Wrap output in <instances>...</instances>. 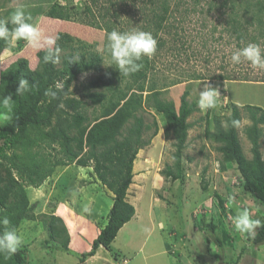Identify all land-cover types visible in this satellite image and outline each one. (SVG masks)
Segmentation results:
<instances>
[{"label":"rangeland","instance_id":"rangeland-1","mask_svg":"<svg viewBox=\"0 0 264 264\" xmlns=\"http://www.w3.org/2000/svg\"><path fill=\"white\" fill-rule=\"evenodd\" d=\"M88 1L58 0V3L69 9V22L41 15L36 17L34 23L38 24L44 37L59 36L57 42L64 45L61 54L97 53L103 56L105 70H113V66H107L110 58L104 54V45L94 46L98 43L92 39L98 30L83 24L87 21L85 10ZM249 1L237 0V9L241 8L239 21L257 42L242 43L241 47L256 43L264 50V37L259 38L262 28L256 21L255 25L251 24L256 9L252 5L248 8ZM256 1L252 3L255 5ZM42 2L0 0V18L8 19L18 7L32 14L35 5ZM172 2L174 7L181 4L178 9H174L171 21L179 29L172 26L170 34L168 31L161 33L167 39V46L160 59L156 60L154 74L159 84L178 79L183 82L165 90L163 98L177 101L184 92L189 91L188 100L197 104L199 91L207 83L219 91L217 107L206 111L199 109L188 119L191 128L182 151V174L176 179L174 177L178 176V171L174 166V155L177 141L172 134L166 137L168 125L162 114L154 109L143 113L145 122L153 124L156 121L159 130L150 144L139 150L134 161V178L128 201L135 206L136 214L120 230L109 250L100 247L85 264H264V244L254 246L248 241L247 235L237 233L231 224V217L238 207H247L253 218L264 219V205L245 190L236 162L226 164V170H222L223 155L218 150L220 144L206 137L207 130L215 132V117L224 118L231 113L228 108L230 103L243 102L245 105L241 107H245L249 106L246 104L257 102L264 107V85L249 83L262 82L264 69L253 68L250 62L243 59L240 64L232 63V53L241 47L237 44L239 41L235 34L225 30L232 29L233 23L229 24L230 12L220 5L221 1ZM214 2L217 6L213 5ZM108 4L109 0H98V8L95 9ZM210 5L214 10L209 11ZM130 7L133 13L136 12L132 3H129ZM122 16L121 19L127 20L129 14ZM176 32L179 40L182 38L185 41L184 50H177L173 44ZM103 35L106 38V34ZM178 45H181L180 41ZM6 49L0 58V80L1 73L21 58L28 59L32 67L34 55L39 51L27 47L24 40L11 41ZM221 74L233 75V80H217ZM246 74L260 81H245L241 77ZM191 76H200L202 79L194 80ZM97 79L98 75L93 72L81 74L72 86V97L86 98L89 84ZM128 79L125 78V81L133 84ZM145 88L147 90V86ZM87 112L89 117L94 116V110L88 109ZM242 115L238 134L243 152L251 160L253 146L247 128L253 123L249 111L242 109ZM222 124L226 126V122ZM259 128L262 131L260 149L264 159V125ZM153 131L154 128L146 132L144 139H149ZM29 132L30 137L35 138L34 130L30 129ZM38 150L46 157L48 169L59 160L65 161L57 145L43 143ZM13 151L22 153L20 147ZM22 184L28 200L27 213L36 219L24 218L17 224L13 220L12 226L23 238L20 249L24 250L28 264H80L81 256L91 250L98 231L107 223L113 205V193L98 180L92 168L74 164L56 165L52 174L39 187L31 186L28 181ZM229 196L233 197L231 206L228 204ZM15 200L13 198L9 203ZM85 205L90 207V215L82 212ZM53 214L70 219L68 226L73 240L67 249L51 239L45 228L47 216ZM14 215L16 219L17 214ZM72 215H81L83 220L92 225L81 228L75 219L71 221ZM210 223L217 227L215 232L210 230Z\"/></svg>","mask_w":264,"mask_h":264},{"label":"trees","instance_id":"trees-1","mask_svg":"<svg viewBox=\"0 0 264 264\" xmlns=\"http://www.w3.org/2000/svg\"><path fill=\"white\" fill-rule=\"evenodd\" d=\"M220 1L222 3L220 5L230 12L229 24L233 23L232 29L225 30L235 34L239 41L238 46L241 47L242 43L257 42L248 28H244L239 21L241 8L237 9V0ZM252 1L254 0L248 2V8L252 5L256 11L253 13L251 24L255 25V21L258 23L262 28L259 38H263L264 0H257L255 5ZM43 2L38 3L40 4L38 6L34 4L31 22L34 23L36 17L41 15L58 21H71L69 9L58 3V0ZM129 3L135 6L136 12H132ZM213 5L217 6V3L214 2ZM179 6L181 4L174 7L172 0H109L108 5H100L96 10L98 0L88 1L85 10L87 21L83 24L98 30V33L93 35L92 40L98 43L94 46L105 45L106 38L103 34L107 35L113 29L124 32L138 28L151 32L157 40L155 54L151 59L143 57L140 61L143 64L142 69L129 77L121 76L114 66L113 70L106 71L103 56L97 53L79 54L76 63H70V60L77 56L73 52L60 53L59 63L44 64V50H39L34 55L32 67L28 59L21 58L1 73L0 98L12 94L15 104L13 119L0 123V215H7L11 225L13 220L15 224L24 218L35 220L34 215L27 213L28 200L22 182L28 181L31 186L39 187L52 174L56 165L74 164L83 168L90 167L98 180L113 193V205L107 223L98 231L91 250L81 256L80 264H85L89 257L96 255L100 247L109 250L120 230L136 214L135 206L128 201L129 189L134 178V161L139 150L148 146L159 130L156 121L153 124L145 122L143 113L146 110L154 109L165 118L168 125L166 137L172 134L177 141L174 166L178 176L174 178H179L182 174V151L191 128L188 119L199 108L195 102L188 100L189 91L184 92L177 101L164 99L163 95L167 89L180 84L183 80L159 84L154 74L157 69L156 60L160 59L167 46V39L162 37L161 33L168 31L170 34L172 26L179 29L177 25L171 23L173 11ZM211 6L209 11L214 10ZM193 11L196 12V9ZM126 13L129 14L127 20L121 19L122 14ZM176 35L173 39L175 48L184 50L185 41L181 40L182 38L179 40L177 32ZM179 41L181 45H178ZM8 43L0 40V58ZM57 44L62 51L64 45L60 42ZM89 72L97 74L98 79L89 84V91L85 95L87 99L72 97L71 89L74 82L81 74ZM20 77L27 79L29 85L34 87L23 96H16ZM115 77L117 81L114 82ZM233 77L221 74L217 80H233ZM125 78H129L133 84L126 82ZM191 78L202 79L200 76ZM241 78L245 81H260L258 78H251L249 74ZM57 83L61 86L59 90L55 88ZM50 87L58 92L55 100L43 94ZM228 108L231 113L224 118L215 117V132L207 130L206 137L220 144L218 150L223 155L222 170H226V164L236 162L245 190L264 205V159L260 149L262 131L259 128L260 125H264V109L255 106L241 107L236 103H230ZM88 109L94 110V116L89 117ZM242 109L250 112L253 123L247 128V135L253 146L251 160L247 159L243 152L238 134L239 126L233 127L231 124L232 120H238L241 124ZM223 121L226 122V126L222 124ZM152 128L153 134L145 140V133ZM30 129L34 130L35 138L30 137ZM43 143L57 145L65 161L59 160L55 166L48 169L46 157L38 150ZM18 147L22 149L21 154L13 151ZM20 197L22 198L18 201L17 198ZM13 198L16 199L15 202L9 203ZM14 213L17 214L16 219ZM73 219L80 223L81 228L84 225L88 227L92 225L79 215H72L71 221ZM69 220L53 214L48 215L44 223L50 238L65 249L73 240L68 226ZM208 226L212 232L217 229L212 223ZM3 230V226H0V232ZM247 239L254 246L264 244V227L256 229L255 235L247 236ZM218 243L222 245L221 242ZM0 264H28V261L24 250L19 249L11 257L0 254Z\"/></svg>","mask_w":264,"mask_h":264},{"label":"clouds","instance_id":"clouds-1","mask_svg":"<svg viewBox=\"0 0 264 264\" xmlns=\"http://www.w3.org/2000/svg\"><path fill=\"white\" fill-rule=\"evenodd\" d=\"M33 17L27 13L23 7L16 8L8 19H0V40L4 42L24 40L27 47L34 50H44V64H57L60 61L61 48L57 44L59 36L44 37L38 24L31 22ZM11 25V27H10ZM157 49V40L151 32L133 28L129 31H117L113 29L106 35V44L104 45V54L110 58L107 66H114L121 76L129 77L139 72L143 64L140 63L143 57L151 58ZM7 50V49H6ZM79 56H75L70 63H76ZM244 61L250 62L253 68L264 69V50L256 43H248L246 46L237 48L231 55L233 64H240ZM27 79L18 78V87L15 95L23 96L31 88ZM57 83L55 88L60 89ZM44 96L55 100L58 92L53 88L44 91ZM219 91L205 83L203 90L199 91L197 105L201 111L214 109L217 107ZM13 98L8 94L0 98V122L11 121L13 119ZM233 127H238L240 121L232 120ZM233 197H228L229 206L232 205ZM85 214H91L90 207L85 205L82 209ZM233 229L242 235L254 236L258 228L264 227V219L253 218L250 210L245 208H236L235 214L231 217ZM0 226L3 231L0 232V254L11 257L17 253L23 244V238L17 229L11 225L7 215H0Z\"/></svg>","mask_w":264,"mask_h":264},{"label":"crops","instance_id":"crops-1","mask_svg":"<svg viewBox=\"0 0 264 264\" xmlns=\"http://www.w3.org/2000/svg\"><path fill=\"white\" fill-rule=\"evenodd\" d=\"M249 83H251V84H262V85H264L263 82H260V83L249 82ZM237 102H238V103H237ZM237 102L234 101V103H236V104H238V105H240V106H244V105H245V103H243V102H239V101H237ZM246 105H249V106H255V107H260V108L264 109V107H262V105L258 104L257 102H256V103H251V104H246ZM65 208H66V207H65ZM64 210H66V209H64ZM68 210H69V209H68ZM79 216L82 218L81 215H79ZM82 219H84V218H82ZM84 221H85V220H84Z\"/></svg>","mask_w":264,"mask_h":264}]
</instances>
